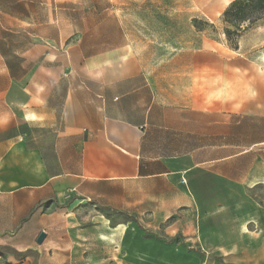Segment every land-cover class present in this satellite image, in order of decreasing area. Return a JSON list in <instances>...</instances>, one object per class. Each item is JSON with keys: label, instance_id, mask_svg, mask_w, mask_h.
Instances as JSON below:
<instances>
[{"label": "rangeland", "instance_id": "rangeland-1", "mask_svg": "<svg viewBox=\"0 0 264 264\" xmlns=\"http://www.w3.org/2000/svg\"><path fill=\"white\" fill-rule=\"evenodd\" d=\"M229 2L0 0V51L22 76L32 72L22 84H44L37 91L50 92L47 104L57 116L53 126L25 122L15 108L5 135L31 138L59 129L70 93L73 104L84 106L90 104L85 94L140 68V81L174 82L171 70L162 69L186 64L185 53L209 50L222 57L219 86L209 91L206 84L203 92V136L188 132L158 141L200 163L193 181H173L167 207L154 202L132 216L109 210L111 226L124 225L108 236L107 248L92 246V261L107 255L103 264H264V14L239 32L224 21ZM28 50L33 60L20 67ZM24 93L14 89L8 99L18 107ZM88 208L95 209L80 207ZM89 216L79 219L89 223Z\"/></svg>", "mask_w": 264, "mask_h": 264}, {"label": "crops", "instance_id": "crops-1", "mask_svg": "<svg viewBox=\"0 0 264 264\" xmlns=\"http://www.w3.org/2000/svg\"><path fill=\"white\" fill-rule=\"evenodd\" d=\"M20 56L28 59L19 64L25 68L33 51ZM221 58L209 50L185 53L186 64L162 69L171 70L174 82L140 81V68L85 94L90 104L84 106L73 104L70 93L64 121L47 134L5 135L11 125L0 120V264H103L107 255L92 261V246L107 248L108 236L124 225L111 226L109 210L128 216L150 211L152 203H166L173 181H193L200 163L158 141L188 132L203 136V92L206 84L209 91L219 86ZM22 73L0 51V118L18 109L25 122L34 112L56 125L50 92L39 94V81L22 84L32 72ZM14 89L26 94L18 107L8 99ZM86 213L89 223L79 219ZM42 231L47 237L38 243ZM78 234L84 236L78 240Z\"/></svg>", "mask_w": 264, "mask_h": 264}, {"label": "trees", "instance_id": "trees-1", "mask_svg": "<svg viewBox=\"0 0 264 264\" xmlns=\"http://www.w3.org/2000/svg\"><path fill=\"white\" fill-rule=\"evenodd\" d=\"M263 14L264 0H233L224 11L223 17L225 23L239 27L237 29L240 32L243 23L248 21V25L253 24ZM233 32L229 27L225 30L228 38H231Z\"/></svg>", "mask_w": 264, "mask_h": 264}, {"label": "clouds", "instance_id": "clouds-1", "mask_svg": "<svg viewBox=\"0 0 264 264\" xmlns=\"http://www.w3.org/2000/svg\"><path fill=\"white\" fill-rule=\"evenodd\" d=\"M25 119L29 121H40L43 119V116L38 115L34 112H28L26 113ZM0 120H2L3 123L7 122L6 119H3V118H0Z\"/></svg>", "mask_w": 264, "mask_h": 264}, {"label": "water", "instance_id": "water-1", "mask_svg": "<svg viewBox=\"0 0 264 264\" xmlns=\"http://www.w3.org/2000/svg\"><path fill=\"white\" fill-rule=\"evenodd\" d=\"M45 237H46V233H45V231H42V232L39 234L38 238H37V242H38V243H42V242L44 241Z\"/></svg>", "mask_w": 264, "mask_h": 264}, {"label": "bare ground", "instance_id": "bare-ground-1", "mask_svg": "<svg viewBox=\"0 0 264 264\" xmlns=\"http://www.w3.org/2000/svg\"><path fill=\"white\" fill-rule=\"evenodd\" d=\"M226 2H229L228 0H225ZM230 3V2H229Z\"/></svg>", "mask_w": 264, "mask_h": 264}]
</instances>
